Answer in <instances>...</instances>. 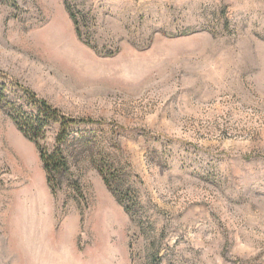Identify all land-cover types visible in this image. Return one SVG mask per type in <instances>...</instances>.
<instances>
[{"label": "rangeland", "instance_id": "rangeland-1", "mask_svg": "<svg viewBox=\"0 0 264 264\" xmlns=\"http://www.w3.org/2000/svg\"><path fill=\"white\" fill-rule=\"evenodd\" d=\"M0 71L79 122L0 110V264H264V0H0Z\"/></svg>", "mask_w": 264, "mask_h": 264}, {"label": "trees", "instance_id": "trees-1", "mask_svg": "<svg viewBox=\"0 0 264 264\" xmlns=\"http://www.w3.org/2000/svg\"><path fill=\"white\" fill-rule=\"evenodd\" d=\"M16 6L17 0H9ZM70 18L76 23V17L70 6L65 3ZM77 24V23H76ZM0 110L13 122L18 131L38 150L40 161L51 184L56 176L61 177L68 172V164L63 153V145L69 139L70 129L79 122L65 116L58 109L41 100L30 89L0 71ZM55 130L54 146L49 149L44 143L49 130ZM99 173L118 201L125 207L126 212L132 213L138 207L135 196H129V188L116 185L115 174L105 173L102 167H97Z\"/></svg>", "mask_w": 264, "mask_h": 264}]
</instances>
